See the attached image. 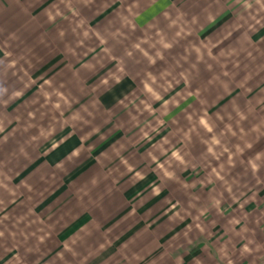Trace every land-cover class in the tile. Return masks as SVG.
I'll list each match as a JSON object with an SVG mask.
<instances>
[{"label": "clouds", "instance_id": "obj_1", "mask_svg": "<svg viewBox=\"0 0 264 264\" xmlns=\"http://www.w3.org/2000/svg\"><path fill=\"white\" fill-rule=\"evenodd\" d=\"M262 192L264 0H0V264H264Z\"/></svg>", "mask_w": 264, "mask_h": 264}, {"label": "crops", "instance_id": "obj_2", "mask_svg": "<svg viewBox=\"0 0 264 264\" xmlns=\"http://www.w3.org/2000/svg\"><path fill=\"white\" fill-rule=\"evenodd\" d=\"M106 102H111L110 101V98H106ZM62 191H64V189H62ZM58 194V193H57ZM53 199H54V197H53ZM51 202V199L49 200V201H46V203H50ZM41 207H43V206H41ZM38 211H39V209H38ZM119 217H117V219H118ZM195 254H198V253H195Z\"/></svg>", "mask_w": 264, "mask_h": 264}, {"label": "rangeland", "instance_id": "obj_3", "mask_svg": "<svg viewBox=\"0 0 264 264\" xmlns=\"http://www.w3.org/2000/svg\"><path fill=\"white\" fill-rule=\"evenodd\" d=\"M119 135V134H118ZM31 169H29L30 171ZM27 173H24V175H26ZM18 182V181H17ZM61 192H62V189H61ZM60 193H58L57 195H59ZM261 196H264V192L261 193ZM251 207V206H250Z\"/></svg>", "mask_w": 264, "mask_h": 264}]
</instances>
